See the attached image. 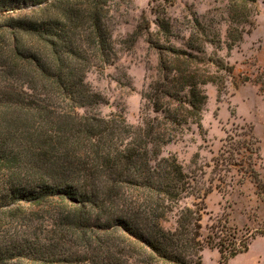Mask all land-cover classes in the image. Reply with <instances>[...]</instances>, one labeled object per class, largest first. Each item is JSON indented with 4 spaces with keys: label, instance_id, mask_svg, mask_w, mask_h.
<instances>
[{
    "label": "trees",
    "instance_id": "1",
    "mask_svg": "<svg viewBox=\"0 0 264 264\" xmlns=\"http://www.w3.org/2000/svg\"><path fill=\"white\" fill-rule=\"evenodd\" d=\"M125 1L0 0V264H205L206 246L227 264L255 238L233 243L226 225L205 236L213 185L163 154L192 124L203 128L202 86L234 72L203 57L218 39L195 10L184 15L187 37L157 13V32L147 21L132 34L159 53L140 122L102 113L108 102L87 74L117 62L111 12ZM254 11L258 0H229L230 51L255 28ZM246 137L259 152L252 127ZM231 138L230 154L251 150Z\"/></svg>",
    "mask_w": 264,
    "mask_h": 264
},
{
    "label": "rangeland",
    "instance_id": "2",
    "mask_svg": "<svg viewBox=\"0 0 264 264\" xmlns=\"http://www.w3.org/2000/svg\"><path fill=\"white\" fill-rule=\"evenodd\" d=\"M258 4L261 9L259 1ZM114 9L111 15L118 60L104 69L89 71L87 81L106 97L108 103L100 106L103 114L123 110L128 121L135 125L141 120L142 91L156 75L159 62L158 50L149 46L146 33L133 38L136 27L148 21L152 33L157 32V13L160 17L179 19L181 24L177 23L176 32L187 37L184 15L195 10L203 17L202 25L207 32L220 40L205 44L203 57L217 54L233 65L234 72L232 75L215 72L217 82L202 86L208 95L203 128L192 124L184 138L168 144L163 154L175 155L185 171L197 175L204 187L213 185V191L205 197L202 220L205 236L216 234L224 225L233 243L260 236L254 242L255 238L251 239L247 252L230 258L227 264H264L260 259L264 257V234H260L264 232V64L259 52L263 37L251 36L261 13L252 12L255 28L230 51L226 45L229 0H131ZM143 11L147 20L143 19ZM175 42L185 46L182 39ZM251 127L260 140L257 153V144L253 145L246 137ZM231 137L251 150L230 154ZM222 160L236 164L229 168ZM193 201L194 198H189L185 202ZM203 261L223 264L219 249L210 246L203 251Z\"/></svg>",
    "mask_w": 264,
    "mask_h": 264
},
{
    "label": "crops",
    "instance_id": "3",
    "mask_svg": "<svg viewBox=\"0 0 264 264\" xmlns=\"http://www.w3.org/2000/svg\"><path fill=\"white\" fill-rule=\"evenodd\" d=\"M261 3V9H260V16H261V20L259 21V23L257 24L256 29H254L253 33L251 34V36H254L255 38H259L260 36L263 37L262 41H260V43L262 44L260 47V54L263 57L262 63L264 64V0H258ZM264 236V235H262ZM260 236H258L257 238H259ZM255 238L253 240V242L257 239ZM252 244V243H251ZM260 259L262 261H264V257L260 256Z\"/></svg>",
    "mask_w": 264,
    "mask_h": 264
}]
</instances>
